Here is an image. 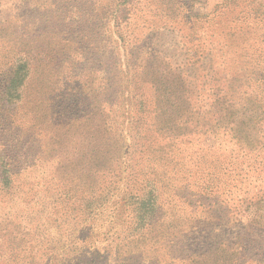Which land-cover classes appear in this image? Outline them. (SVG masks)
<instances>
[{
	"label": "rangeland",
	"instance_id": "1",
	"mask_svg": "<svg viewBox=\"0 0 264 264\" xmlns=\"http://www.w3.org/2000/svg\"><path fill=\"white\" fill-rule=\"evenodd\" d=\"M225 1L236 3L229 19L246 11L242 30L234 35L220 25L222 31L201 34L203 56L209 54L194 63L185 31L174 27L165 10L170 0H0V264H60L64 257L74 262L84 248V256H95L97 249L81 241L89 234L82 228L127 226L123 210L113 225V208L100 196L102 180L122 181L127 165L133 174L150 172L162 180L163 212L152 222L147 248L124 256L125 264H264V212L252 208L231 223L228 212H218L221 222L208 221L212 200L193 199V184L187 183L216 182L200 169L229 166L233 174L241 162L247 176L237 192L228 193L229 212H236L239 196L264 195V0H189L185 10L205 17ZM25 63L30 73L23 87L8 96L11 72ZM170 67L190 81L201 121L210 108L208 119L219 114L215 110L244 112L237 130L241 147L236 149L221 119L215 133L183 139L172 149L174 158L168 150L150 155L143 135L154 122L155 89L148 80ZM220 94L232 106L222 100L211 107ZM140 99L145 109H139ZM207 126L212 130L213 123ZM97 149L114 157L93 171L90 156ZM200 149L204 158H196ZM248 164L262 168L251 172ZM6 168L8 188L1 181ZM79 197L93 204L76 202ZM100 210L101 217H90ZM119 229L108 239L112 243L128 232ZM95 235L99 241L106 237ZM220 245L238 254H226ZM112 251L99 249L97 257L114 261Z\"/></svg>",
	"mask_w": 264,
	"mask_h": 264
},
{
	"label": "trees",
	"instance_id": "2",
	"mask_svg": "<svg viewBox=\"0 0 264 264\" xmlns=\"http://www.w3.org/2000/svg\"><path fill=\"white\" fill-rule=\"evenodd\" d=\"M170 1L172 2H169L168 4L164 5L166 7L165 10L168 13L171 12V14L173 15L174 27L181 31H185L184 33L186 35V41L189 44V48L192 49L191 57L194 63L199 62L201 58L203 59L209 54L208 52L203 56L204 49L199 41V39L201 38V34L204 35L206 31H211L213 28H215V31H222L223 29H219L220 25L223 27H227V30L229 32H233L234 35H236L238 31L242 30L241 24L244 23L245 20V17L243 18L242 14L246 13L245 10H240L239 12L243 21L240 19V15H238L237 18L235 17L236 19H229V17L227 16L229 11H233V9H235L234 5L236 3L234 1H225L223 4L221 3L217 5V7L205 17H193L191 15L190 10H185V7L189 6V0ZM126 10L131 9L127 7ZM220 34L223 33L221 32ZM220 34L216 35L217 38L226 37L228 40L233 39L230 35ZM170 68L171 69L169 70L168 74L165 75L164 72H161L160 74L162 75H160L156 72L153 73L151 78L148 80L151 82L150 85L152 86V88L155 89V104L154 109L152 111L153 115L151 116V118L153 119L152 121L154 122L151 123L150 132L146 135H143V137L148 142V146H150V149L148 150L150 155L152 156L158 153L157 151L160 150L161 152H165L168 150L167 156L170 158L171 156H173L172 149L177 146V144H182L183 139H191L192 137H197V141H199V138L201 136L204 137L207 135V133H215L214 127L218 126V124H221V119L224 123L222 126L225 125L224 130H230L229 132L233 135L232 138L236 140V142L234 143L236 149L241 147V144L239 143L240 138L237 134V130L238 128H240V125L238 124H244L245 122V119L242 118L244 112L240 113L239 111H236L232 114H222L221 110H215V112L219 114L217 116H215V114H212L213 118L208 119V114L214 111L212 110V108H210L206 112L207 120L204 119L203 121H201V119L204 118V115L202 112L199 111V108L197 107L198 100H196L193 96L195 92L192 89V85H190L189 83L190 81L188 82L187 77L181 72H178L172 67ZM29 73L30 67L28 63L21 64L19 67H16L11 72L9 84L7 86L8 96L10 95L11 97H13L18 95V92L20 88L23 87ZM220 95L223 96L215 97L211 103V107H214V105H218V102L222 100L228 102V105H226L227 107H230V105L232 106L233 102L227 99L226 94ZM137 102L139 104V109L146 108L147 105L142 99L137 100ZM238 107L239 106L234 107L233 110H235L236 108L238 110ZM138 116L139 115H137L136 117ZM141 118L148 119L145 115H141ZM263 119L264 118H262V120ZM210 120L212 121L206 124L207 121ZM212 123L213 128L211 130V128H209L207 125H211ZM153 142L157 146L152 147ZM189 143L190 142H188L187 144ZM252 149V152L256 153V149ZM99 152L100 151L97 149L93 151L92 156H90L92 157V164H94V167L92 168L93 171H100L101 165L103 166V164H105L107 158L114 157L111 154L112 152L110 151H108L107 153L105 152L103 155H100ZM200 152L201 153L198 154L196 158L205 157V150L200 149ZM234 153L235 155L232 158L238 159L239 154L235 150ZM178 161L180 160H177V162ZM198 164L195 165L198 167ZM240 165L242 167H239V169H235L233 171V174L230 172L229 166L228 168H226V166L221 167L215 165L209 167L206 170L205 168L200 169L204 170V174H214L216 178H219L218 180H216V182L211 180L209 183H207L205 179L202 180L199 186L197 187L193 186L194 183L192 181L187 182L193 184H190V187L194 188L190 192L193 199H196L194 197L199 196V198H197V201L210 199L212 200L210 201L211 205L209 204L210 207L208 208V221L216 220L221 222L223 218L217 215L218 212L219 214L223 212H228V214H226L225 216L229 219L227 220L228 223L234 221L235 218L237 220L243 218L246 214L245 211H251L252 208H257L258 211H260L261 209V211L264 212V195L257 197L255 200H249L245 195L239 196L236 203H234L237 207L236 212H233L234 214H231V212H229L230 207H228V193L232 189L237 192L238 189L241 188L240 186H242L243 179L247 176V174L243 175V173L247 171L246 166L242 165L241 162ZM127 166V176L122 177V181L113 179L107 181L108 183L106 184L104 180H102V184L104 186H102L100 191V196L102 198L104 197L103 204L105 206L111 205L113 208L110 210V212H112L110 217L111 221H113V225L118 222V212L123 210L124 213H126L125 220L127 221V226L121 227L119 229L110 225L109 227H104V230H102L103 226L94 227V224L85 225L86 227L82 228V232L84 233L85 230L89 229V234L82 235L81 241L83 242V244H85L84 246H87L89 249H97V251L94 252L95 256H84L86 253V248H84L79 253H77V255L74 256V262H71L68 257H64L61 258L60 264H102L101 261L103 260L110 261V264H125L124 256H134V254L136 253L138 256V254L142 252L143 248H147V238L151 233L150 227L152 225V222L157 221L158 214L163 212L159 201L160 197L162 196L161 185L163 182L156 176H151L150 172L141 174V171H138L133 174L132 171L129 169V165ZM249 167L251 168V172H255L257 169L261 170L262 168L261 166L256 167V164H251V166ZM3 173L6 174L1 181L4 184V188H8L12 183V181L9 179L10 168H6ZM220 174H222V177L220 176ZM223 196H226L227 198ZM72 200L73 197L70 196L69 202ZM82 200L85 205L89 208L93 204V200H86L85 198L80 197L76 199V202ZM72 202L75 201L73 200ZM238 202H241L242 204L240 205V207L238 205ZM102 213L103 212L101 210L95 211L90 217L98 219L99 217H101ZM91 222L92 221L89 220V223ZM118 229L121 232H124L123 230H127L128 232H124V236H120L122 237L121 243H112L111 239H108L113 234L115 235L118 232ZM93 234H96L95 236L103 234L106 236V240L104 238L103 241H99V239L93 237ZM166 235L167 234H165L164 231L160 233V237L162 239ZM91 236L92 238H90ZM137 245L138 250H136ZM110 247L114 250L112 252L116 253L114 261L110 259H104L103 257H97V255H99V249L110 250ZM218 248L222 249V251L226 254H238L235 248L231 250L226 245L223 247L222 245H220Z\"/></svg>",
	"mask_w": 264,
	"mask_h": 264
}]
</instances>
